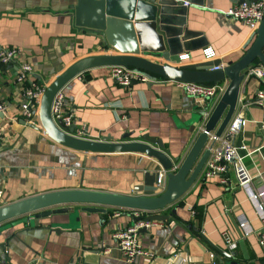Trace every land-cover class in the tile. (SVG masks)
<instances>
[{
  "label": "crops",
  "instance_id": "1",
  "mask_svg": "<svg viewBox=\"0 0 264 264\" xmlns=\"http://www.w3.org/2000/svg\"><path fill=\"white\" fill-rule=\"evenodd\" d=\"M189 2L187 27L200 34L189 40L194 48L182 52L190 55L184 62L210 61L203 52L207 46L215 49L225 65L238 61L250 47L252 34L248 25L227 13L238 3ZM77 3L0 0V49L17 48L20 53L12 64L0 63V101L7 106L0 113V189L4 205L77 189L133 195L134 188L143 185L145 175L156 170L164 174V184L158 187L164 191L201 132L205 106L186 93L179 81L157 76L122 86L111 77L110 67L87 70L63 88L75 112L74 134L81 129L80 137L99 140L112 136L113 141L142 140L144 134L157 137L174 160L172 171H164L145 153H94L66 147L50 138L40 122L36 125L24 119L23 86L46 84L81 57L116 53L104 41L102 31L76 24ZM20 63L33 67L22 83L16 80ZM260 63L255 60L250 66ZM261 87L260 80L245 78L237 107L246 124L236 144L247 146L240 154L254 177L251 187L239 186L233 169L227 185L218 177L206 179L201 172L181 198L155 212L73 201L17 213L0 220V244L7 243L5 250L0 248V264H213L212 253L216 264H264V249L259 243L261 223L251 197L253 190L264 188V133L259 126L264 122V109L250 103ZM84 207L105 210L88 211ZM57 208L69 210L34 218L36 213ZM152 213L165 214L168 219L152 221L146 232H140L139 241L146 253L129 262L115 234L134 224L136 214L144 217ZM242 215L253 227L248 236L239 226ZM225 232L237 242L235 250L228 247Z\"/></svg>",
  "mask_w": 264,
  "mask_h": 264
},
{
  "label": "water",
  "instance_id": "2",
  "mask_svg": "<svg viewBox=\"0 0 264 264\" xmlns=\"http://www.w3.org/2000/svg\"><path fill=\"white\" fill-rule=\"evenodd\" d=\"M231 1L240 4L258 0ZM186 15L187 6L184 5V1L78 0L75 8L76 24L102 31L104 41L113 47L116 53L91 54L75 60L46 83L39 107L40 127L50 138L66 147L94 153H145L155 158L164 171L170 172L174 169V160L164 151V143L161 139L148 134H144L142 140L128 141H113L112 136H104L99 140L80 137L74 134L75 125L66 128L62 120L57 122L54 120L52 105L55 95L63 90L73 78L87 70L99 67L123 66L140 71L148 77L159 76L179 82L220 83L228 78L224 92L216 102L190 152L173 175L167 189L164 191L158 189L157 184L161 172L156 170L154 173L145 175L143 185L135 187L133 195L81 189L48 193L0 207V220L17 213L33 212L50 204L73 201L109 203L155 212L183 196L201 173L210 154L209 147H206L208 132L214 131L215 135L220 137L235 114L240 99L241 85L246 78V70L255 60L264 64V17L259 28L251 34L248 42L251 43L250 47L238 61H231L224 69L218 70L213 68L220 64V59L185 63L180 55L184 50L190 51L194 48L189 40L200 34L188 29ZM155 58L165 61H157ZM259 126H262V123H259ZM85 209L88 211L105 210L97 207H86ZM68 210L69 208L46 210L36 213L34 218L39 220L42 217L64 213ZM141 219L146 222L164 221L168 219V216L162 213H152L135 218L136 221ZM36 223L39 224V221ZM146 231V227L140 229V232ZM241 245L244 247L243 241ZM6 246L7 243L0 244L2 250H5ZM7 259L10 261V257Z\"/></svg>",
  "mask_w": 264,
  "mask_h": 264
},
{
  "label": "built area",
  "instance_id": "3",
  "mask_svg": "<svg viewBox=\"0 0 264 264\" xmlns=\"http://www.w3.org/2000/svg\"><path fill=\"white\" fill-rule=\"evenodd\" d=\"M184 1V5L190 4L187 0ZM227 13L232 17L243 21L249 26L252 33H254L260 26L264 17V0L243 2L231 6ZM206 60L218 59L214 48L207 46L203 50ZM19 49L17 48H2L0 49V63L12 64L19 59ZM181 59L186 61L190 58L188 53L181 54ZM18 67L17 82L22 83L27 80V77L32 74L33 67L27 63H20ZM226 67L224 62H220L219 65L214 66L213 69H224ZM111 77L122 86H131L134 81H147L155 79L156 77H148L140 71H136L132 68H125L123 66H111ZM256 78L264 85V64L252 65L246 70V78ZM183 89L190 96L196 98L204 107L202 111V120L200 130L202 131L205 123L211 115V112L224 92L227 84L220 83H192V82H179ZM46 84H33L30 86H23V94L25 96L24 101L21 103V115L26 119L28 123L36 124L39 120V107L43 93L46 89ZM252 104H256L264 109V87L259 88L254 96ZM212 104V105H211ZM7 110V106L4 102L0 101V113H4ZM52 114L54 120H62L63 126L70 128L75 123V112L71 106L67 103L63 90H60L54 98L52 105ZM246 124V118L242 113L237 114V110L234 116L231 118L223 134L220 137L215 135L214 131L208 132V140L206 147H209L210 154L202 168V173L206 179H212L218 177L222 184L229 183L228 173L231 169L235 171L238 178L239 186L243 188L251 187V182L254 177L248 172L244 157L240 154L241 148L246 149L247 146H238L236 139L239 133L243 130ZM264 129V122L262 124ZM82 130L77 129V133L81 134ZM76 134V135H78ZM264 138V137H263ZM251 153V152H250ZM164 174L160 173L157 186L159 188L164 184ZM251 197L256 202L257 215L261 223V229L259 231V243L264 249V188L253 190ZM4 206L3 190L0 189V207ZM140 216V214H136ZM152 221L146 222L144 219L137 220L131 226L121 229L116 232L115 237L119 241L120 249L123 256L129 262H133L138 256L145 254V250L141 247L139 241L140 229L142 227L150 226ZM239 226L245 236L250 235L253 232L251 221L245 216H240ZM228 247L231 250L237 248V242L232 240L228 233H224ZM213 264H216L215 254H211ZM37 264V263H29Z\"/></svg>",
  "mask_w": 264,
  "mask_h": 264
}]
</instances>
